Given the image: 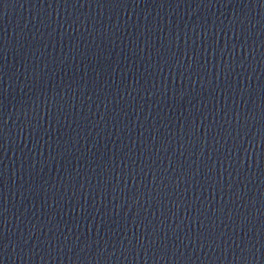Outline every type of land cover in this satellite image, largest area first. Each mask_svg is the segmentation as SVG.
<instances>
[{"label":"water","instance_id":"95a60500","mask_svg":"<svg viewBox=\"0 0 264 264\" xmlns=\"http://www.w3.org/2000/svg\"><path fill=\"white\" fill-rule=\"evenodd\" d=\"M264 212V0H0V202Z\"/></svg>","mask_w":264,"mask_h":264}]
</instances>
